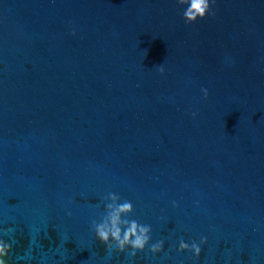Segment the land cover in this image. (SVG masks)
<instances>
[{
    "label": "water",
    "instance_id": "1",
    "mask_svg": "<svg viewBox=\"0 0 264 264\" xmlns=\"http://www.w3.org/2000/svg\"><path fill=\"white\" fill-rule=\"evenodd\" d=\"M183 10L0 0L6 264H264V0ZM110 192L161 252L96 239Z\"/></svg>",
    "mask_w": 264,
    "mask_h": 264
},
{
    "label": "clouds",
    "instance_id": "2",
    "mask_svg": "<svg viewBox=\"0 0 264 264\" xmlns=\"http://www.w3.org/2000/svg\"><path fill=\"white\" fill-rule=\"evenodd\" d=\"M177 4L184 7L183 19L186 24L195 23L198 19L202 20L206 15H215L211 10V4L215 0H176ZM75 35V32L72 33ZM157 71L161 74L164 72L163 66H158ZM204 98L208 96L207 89H201ZM195 116V113H192ZM104 213L99 221H92V228L96 239L109 251L116 252L128 251L129 257H135L138 252H143L148 246V251L156 254L162 251L163 241H156L149 244L151 239V227L146 224H141L135 219H129V214L133 211V205L130 201L120 202V197L114 193H108L105 198ZM176 203L173 202V207ZM71 215V213H69ZM11 230H5L7 235ZM206 243V237L200 239L199 244L193 240L190 244L184 240H180L177 251H190L194 257H199L201 253L200 245ZM11 245L0 239V264H6L5 257H7Z\"/></svg>",
    "mask_w": 264,
    "mask_h": 264
}]
</instances>
